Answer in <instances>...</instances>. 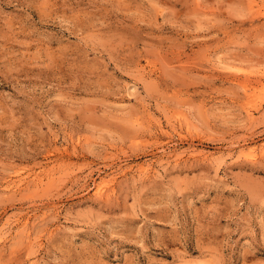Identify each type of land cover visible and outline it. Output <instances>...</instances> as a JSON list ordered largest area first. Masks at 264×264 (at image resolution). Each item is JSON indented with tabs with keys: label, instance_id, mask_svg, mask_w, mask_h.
<instances>
[{
	"label": "rangeland",
	"instance_id": "1",
	"mask_svg": "<svg viewBox=\"0 0 264 264\" xmlns=\"http://www.w3.org/2000/svg\"><path fill=\"white\" fill-rule=\"evenodd\" d=\"M0 264H264V0H0Z\"/></svg>",
	"mask_w": 264,
	"mask_h": 264
},
{
	"label": "bare ground",
	"instance_id": "2",
	"mask_svg": "<svg viewBox=\"0 0 264 264\" xmlns=\"http://www.w3.org/2000/svg\"><path fill=\"white\" fill-rule=\"evenodd\" d=\"M252 155V154H251ZM256 157V156H255ZM142 169H144V167L142 168ZM141 170V169H140ZM21 182V181H20ZM17 188V187H16ZM107 188V187H106ZM97 192H99L100 194H101V192H100V190H96V193ZM109 192V191H108ZM97 195V194H96ZM99 196V195H98ZM101 196V195H100Z\"/></svg>",
	"mask_w": 264,
	"mask_h": 264
}]
</instances>
